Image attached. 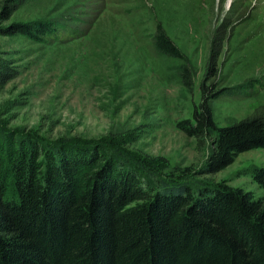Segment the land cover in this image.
Wrapping results in <instances>:
<instances>
[{
    "label": "trees",
    "instance_id": "1",
    "mask_svg": "<svg viewBox=\"0 0 264 264\" xmlns=\"http://www.w3.org/2000/svg\"><path fill=\"white\" fill-rule=\"evenodd\" d=\"M0 1L3 19L21 2ZM59 29L53 20L0 25L1 34L35 39ZM152 39L161 52L185 57L163 29ZM179 73L191 90L186 63ZM199 89L192 116L177 126L207 153L201 165L176 172L160 171L169 167L164 157L125 146L138 134L46 140L0 118V264H264L263 197L197 177L264 147V114L219 125L209 102L219 92L205 80ZM253 177L264 187V167Z\"/></svg>",
    "mask_w": 264,
    "mask_h": 264
},
{
    "label": "rangeland",
    "instance_id": "2",
    "mask_svg": "<svg viewBox=\"0 0 264 264\" xmlns=\"http://www.w3.org/2000/svg\"><path fill=\"white\" fill-rule=\"evenodd\" d=\"M260 1L225 0L206 36L191 38L173 34L149 0H21L8 19L0 16V25L53 20L60 29L43 39L0 33V118L46 140L138 134L125 146L164 157L169 167L161 172L199 166L208 147H199L177 121L192 116L202 80L219 92L209 100L217 124L264 114V69L245 54L261 34L250 27ZM157 28L184 58L154 46ZM183 63L191 90L182 84ZM256 167H264V147L242 151L222 169L197 177L224 179L264 199V187L253 177Z\"/></svg>",
    "mask_w": 264,
    "mask_h": 264
},
{
    "label": "bare ground",
    "instance_id": "3",
    "mask_svg": "<svg viewBox=\"0 0 264 264\" xmlns=\"http://www.w3.org/2000/svg\"><path fill=\"white\" fill-rule=\"evenodd\" d=\"M149 1L155 7L157 15H161L166 23L174 27L173 34L191 38L206 36L209 32L208 27L214 22L215 16L221 12L225 2V0ZM251 13L254 19L250 27L254 26V33L261 34L252 41L245 54L249 56L251 64L253 63L255 68L261 70L264 69V0H261Z\"/></svg>",
    "mask_w": 264,
    "mask_h": 264
}]
</instances>
